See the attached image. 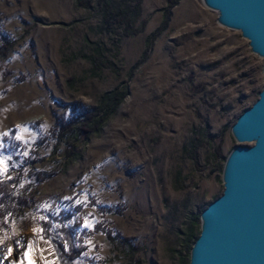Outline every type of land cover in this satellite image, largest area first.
Here are the masks:
<instances>
[{
	"label": "rangeland",
	"instance_id": "rangeland-1",
	"mask_svg": "<svg viewBox=\"0 0 264 264\" xmlns=\"http://www.w3.org/2000/svg\"><path fill=\"white\" fill-rule=\"evenodd\" d=\"M102 2L0 0V176L29 201L1 216L0 252L22 239L24 260L38 242L59 264H187L262 57L201 0H140L128 35ZM75 101L95 128L57 136Z\"/></svg>",
	"mask_w": 264,
	"mask_h": 264
},
{
	"label": "water",
	"instance_id": "water-1",
	"mask_svg": "<svg viewBox=\"0 0 264 264\" xmlns=\"http://www.w3.org/2000/svg\"><path fill=\"white\" fill-rule=\"evenodd\" d=\"M201 2L262 57V83L229 126L238 143L222 162L220 193L199 210L187 264H264V0Z\"/></svg>",
	"mask_w": 264,
	"mask_h": 264
},
{
	"label": "trees",
	"instance_id": "trees-1",
	"mask_svg": "<svg viewBox=\"0 0 264 264\" xmlns=\"http://www.w3.org/2000/svg\"><path fill=\"white\" fill-rule=\"evenodd\" d=\"M88 0H76L77 4H86ZM176 0H166V9L173 5ZM102 15L103 20L108 25L112 22V20H116L119 23H123L121 33L123 35L135 34L143 26V21L139 25H134L135 19L139 16L140 13V0H131V3H125L124 0H103L102 2ZM3 39V38H2ZM1 43L6 46H10L12 41L10 39L3 40ZM123 91L119 93L112 94V97L119 98L123 95ZM70 113L67 116L66 120L62 122L59 129L57 130V136L65 133L71 126L73 122L76 120H81L78 127L81 132L86 135L88 132L93 130L95 126H88L86 120L92 119L94 114L96 113V107H91L83 102L75 101L71 103ZM49 174L45 175L42 179L48 177ZM5 178L0 176V218L4 215V213L21 211L25 208L29 201L26 200V197L23 198V194H21V189H17L15 186H8L9 183H5ZM9 182V181H8ZM15 199V201H13ZM14 203L16 204L15 206ZM193 224L188 226L186 234L187 238H191L192 240L195 238L196 234L192 227ZM126 240V238H123ZM79 252V251H78ZM64 262L62 264H67L68 258L67 253H62Z\"/></svg>",
	"mask_w": 264,
	"mask_h": 264
},
{
	"label": "bare ground",
	"instance_id": "bare-ground-1",
	"mask_svg": "<svg viewBox=\"0 0 264 264\" xmlns=\"http://www.w3.org/2000/svg\"><path fill=\"white\" fill-rule=\"evenodd\" d=\"M23 242L21 239L20 242L2 249L0 252V264H44V261H47V264H59L51 246L38 242H35V244L32 242L28 245L29 248L26 247L27 251L25 252H27L28 258L24 260L22 258V251L25 247Z\"/></svg>",
	"mask_w": 264,
	"mask_h": 264
}]
</instances>
